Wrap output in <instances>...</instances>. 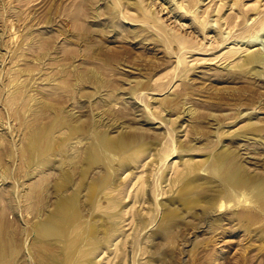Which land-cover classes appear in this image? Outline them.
<instances>
[{"label":"rangeland","instance_id":"obj_1","mask_svg":"<svg viewBox=\"0 0 264 264\" xmlns=\"http://www.w3.org/2000/svg\"><path fill=\"white\" fill-rule=\"evenodd\" d=\"M255 54L261 62L246 64ZM60 118L76 132L58 127V152L38 161L31 135ZM92 125L139 138L144 153L82 209L83 221L114 228L73 264H264L256 192L212 170L227 152L264 182V0H0V249L11 239V264H45L31 229L54 210L64 177L66 195L80 191L85 205ZM185 181L216 206L188 210ZM172 208L171 238L162 222ZM53 244L42 247L62 264L66 251Z\"/></svg>","mask_w":264,"mask_h":264},{"label":"bare ground","instance_id":"obj_2","mask_svg":"<svg viewBox=\"0 0 264 264\" xmlns=\"http://www.w3.org/2000/svg\"><path fill=\"white\" fill-rule=\"evenodd\" d=\"M261 60L262 57L255 54L248 57L245 62L246 64H255L261 62ZM61 125H64L68 129L69 135L76 132V128L60 118V120H55L52 125L50 124L49 127L37 129L31 135L28 149L31 154L35 155L38 161L45 162L49 154L58 152L57 150L62 145V142L58 144L52 138V135ZM87 133L91 136L92 143L91 148L86 151L84 165L79 173V190L84 189L86 191L85 205L83 206L81 203L79 197L80 191H74L66 195L70 187V179L64 177L61 183L56 184L57 201L54 210L48 213L44 219L39 220L31 229V235L33 234L32 238L34 239L32 240V246L34 247H32L34 250L33 253H37L38 255H36L38 257L39 255H44L43 259H45V264H47L46 262H50L49 264L58 263V258L51 253V255L46 254L44 251L45 247H42V245L49 247L53 246V243H60V246L63 245L62 251H66L61 263L73 264L80 248L89 247L87 252L93 254L112 237L114 225L111 222L107 219L98 221L86 219L83 221L82 209L84 207L87 210L92 209L98 203L101 191L112 184L114 174L126 168L144 153V148L139 142V138L122 136L118 139H113L104 133L96 132L93 125L88 128ZM44 139H46L45 144L43 143ZM232 157L230 153L221 152L213 161L212 170L219 174L225 185L229 188L234 190L248 188L254 190L257 195L256 198H258L257 200L260 201L261 206L264 208V182L248 178L244 172L245 169L243 170L241 166L232 162ZM94 168H101L104 172L102 175L92 178L89 181V177ZM198 188L199 186L193 181H185L182 186L184 194L188 196L187 201H185L188 210H193L194 212L196 208H199L202 212H205L209 206L210 208L215 207L216 202L214 200L208 204L199 198L200 193L197 192ZM114 205L117 206V204ZM219 208H224V205L221 204ZM177 218H179V214L173 208L164 214L162 227L168 232L171 238L170 228L176 222ZM79 228L81 229V233L72 238L73 232ZM7 235L5 234L4 236ZM10 240H6L7 243L5 241L3 247L0 249V264H11V259L13 261L15 250L13 251L14 248L12 249L11 244L8 242ZM16 248L18 249L20 246ZM60 256L59 258H61ZM86 261L84 264H91L89 259ZM38 262L40 263L39 260Z\"/></svg>","mask_w":264,"mask_h":264}]
</instances>
